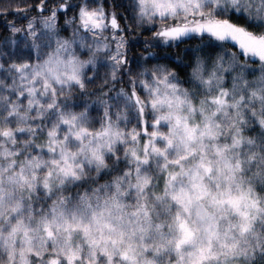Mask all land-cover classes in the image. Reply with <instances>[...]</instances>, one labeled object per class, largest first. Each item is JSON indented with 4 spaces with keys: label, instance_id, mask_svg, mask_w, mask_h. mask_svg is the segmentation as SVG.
<instances>
[{
    "label": "snow or ice",
    "instance_id": "obj_1",
    "mask_svg": "<svg viewBox=\"0 0 264 264\" xmlns=\"http://www.w3.org/2000/svg\"><path fill=\"white\" fill-rule=\"evenodd\" d=\"M0 264H264V0H0Z\"/></svg>",
    "mask_w": 264,
    "mask_h": 264
},
{
    "label": "trees",
    "instance_id": "obj_2",
    "mask_svg": "<svg viewBox=\"0 0 264 264\" xmlns=\"http://www.w3.org/2000/svg\"><path fill=\"white\" fill-rule=\"evenodd\" d=\"M9 18H11V17H9ZM196 41H192V43H195ZM177 51H178V49H177Z\"/></svg>",
    "mask_w": 264,
    "mask_h": 264
}]
</instances>
